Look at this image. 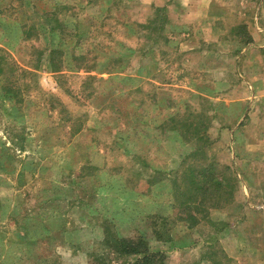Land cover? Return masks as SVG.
I'll return each mask as SVG.
<instances>
[{"label":"rangeland","instance_id":"1","mask_svg":"<svg viewBox=\"0 0 264 264\" xmlns=\"http://www.w3.org/2000/svg\"><path fill=\"white\" fill-rule=\"evenodd\" d=\"M145 255L264 264V0H0V264Z\"/></svg>","mask_w":264,"mask_h":264},{"label":"trees","instance_id":"2","mask_svg":"<svg viewBox=\"0 0 264 264\" xmlns=\"http://www.w3.org/2000/svg\"><path fill=\"white\" fill-rule=\"evenodd\" d=\"M56 53H58L56 50L52 51V53H51V64L55 70L57 69V71H59V70H61V67H60V63L57 62L55 59ZM81 68L84 69L86 72H91L95 68V65H90V63H85L84 66ZM209 167L214 168V165L211 164ZM214 169H216V167ZM219 184L221 185L222 182L221 183L219 182ZM156 234H158V239H162L161 235H159V233L156 232ZM110 237H111V235H110ZM107 238H105L103 241L104 245L107 247H110V248L112 247L115 252H117L121 255H123V254H140L141 247L143 246L142 241L135 242V241H132L130 239H126V238L121 239L118 237H111L109 239H107ZM131 264H154V259L150 255H145V256L137 259L136 261H134Z\"/></svg>","mask_w":264,"mask_h":264},{"label":"crops","instance_id":"3","mask_svg":"<svg viewBox=\"0 0 264 264\" xmlns=\"http://www.w3.org/2000/svg\"><path fill=\"white\" fill-rule=\"evenodd\" d=\"M152 1L155 2V3H156V2H157V3L159 2V0H152Z\"/></svg>","mask_w":264,"mask_h":264}]
</instances>
